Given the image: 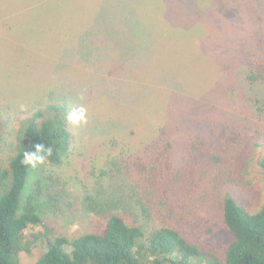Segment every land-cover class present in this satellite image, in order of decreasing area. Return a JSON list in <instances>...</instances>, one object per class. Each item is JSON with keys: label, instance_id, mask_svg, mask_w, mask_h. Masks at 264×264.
<instances>
[{"label": "rangeland", "instance_id": "374dc122", "mask_svg": "<svg viewBox=\"0 0 264 264\" xmlns=\"http://www.w3.org/2000/svg\"><path fill=\"white\" fill-rule=\"evenodd\" d=\"M263 80L264 0H0V106L14 127L36 104L45 118L59 114L72 139L62 166L30 169L25 195H40L43 225L20 264H34L46 239L94 230L122 183L157 211L147 180L158 170L187 176L166 196L197 209L181 222L187 237L225 248L222 196L264 205ZM80 107L87 123L74 126L67 117ZM91 166L108 175L73 188ZM8 187L0 169V195ZM131 211L150 227L163 218Z\"/></svg>", "mask_w": 264, "mask_h": 264}, {"label": "trees", "instance_id": "16d2710c", "mask_svg": "<svg viewBox=\"0 0 264 264\" xmlns=\"http://www.w3.org/2000/svg\"><path fill=\"white\" fill-rule=\"evenodd\" d=\"M10 109L6 104L0 106V144H3L0 147L3 153L0 169L9 177V187L0 195V264H20L21 255L30 254L40 238V234L31 232L32 228L43 225L40 195L36 196L34 192L25 195L31 166L21 163L23 153L26 150L35 153L36 145L45 149L51 147L52 155L46 158L45 163L59 168L70 155L72 140L61 115L45 118L36 104L30 109V116L19 120L14 127L13 122L18 117H12ZM46 109L57 112L61 107L52 104ZM261 152L257 164L264 171V148ZM168 169L165 166V170ZM87 170L86 181H75L73 188L84 192L93 180L108 175L102 167L91 166ZM162 174L161 170L150 173L147 180L149 186H156L154 192H160L157 211L149 212L150 208L142 197L146 203L153 200L148 198V194L139 197L138 184L127 187L122 183L125 190L112 195L99 207L96 204L98 209L92 220L97 224L94 230L72 238L56 235L50 241L46 239L45 251L34 264H264V205L251 209L233 196L224 194L222 221L231 237L226 247L218 251L187 237L181 222L195 215L197 209L179 211L184 208V200L182 205L181 201H166L171 190L174 195L178 194L175 181H187L184 171L174 176ZM134 207L139 209L140 215L148 211V215L163 216L161 224L144 225L131 211Z\"/></svg>", "mask_w": 264, "mask_h": 264}, {"label": "clouds", "instance_id": "9594fccd", "mask_svg": "<svg viewBox=\"0 0 264 264\" xmlns=\"http://www.w3.org/2000/svg\"><path fill=\"white\" fill-rule=\"evenodd\" d=\"M86 111L87 110L85 108L80 107L76 110H73L68 115L67 119L74 126H79L82 123H87ZM36 148L37 151L35 153H31L27 150L23 153V159L21 161L22 164L35 168L37 165L43 164L46 158L52 155L51 147L45 149L42 145H36Z\"/></svg>", "mask_w": 264, "mask_h": 264}]
</instances>
